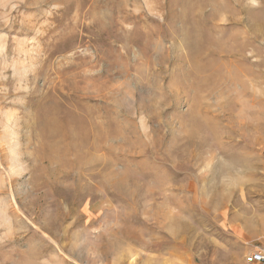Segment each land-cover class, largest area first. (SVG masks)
Masks as SVG:
<instances>
[{
	"label": "rangeland",
	"instance_id": "1",
	"mask_svg": "<svg viewBox=\"0 0 264 264\" xmlns=\"http://www.w3.org/2000/svg\"><path fill=\"white\" fill-rule=\"evenodd\" d=\"M263 242L264 0H0V264Z\"/></svg>",
	"mask_w": 264,
	"mask_h": 264
},
{
	"label": "built area",
	"instance_id": "2",
	"mask_svg": "<svg viewBox=\"0 0 264 264\" xmlns=\"http://www.w3.org/2000/svg\"><path fill=\"white\" fill-rule=\"evenodd\" d=\"M245 260L249 263L264 264V242L260 246H256L246 256Z\"/></svg>",
	"mask_w": 264,
	"mask_h": 264
},
{
	"label": "crops",
	"instance_id": "3",
	"mask_svg": "<svg viewBox=\"0 0 264 264\" xmlns=\"http://www.w3.org/2000/svg\"><path fill=\"white\" fill-rule=\"evenodd\" d=\"M239 264H259V263H249L245 261L244 257H242L241 262Z\"/></svg>",
	"mask_w": 264,
	"mask_h": 264
}]
</instances>
